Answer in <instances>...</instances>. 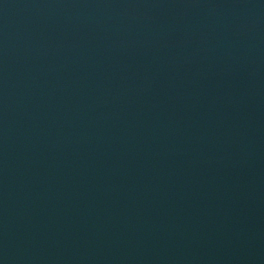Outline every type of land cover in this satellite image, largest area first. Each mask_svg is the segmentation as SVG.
<instances>
[{"label":"water","instance_id":"95a60500","mask_svg":"<svg viewBox=\"0 0 264 264\" xmlns=\"http://www.w3.org/2000/svg\"><path fill=\"white\" fill-rule=\"evenodd\" d=\"M0 264H264V0H0Z\"/></svg>","mask_w":264,"mask_h":264}]
</instances>
